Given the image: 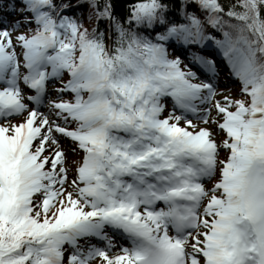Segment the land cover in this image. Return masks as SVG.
<instances>
[{
  "label": "snow or ice",
  "instance_id": "obj_1",
  "mask_svg": "<svg viewBox=\"0 0 264 264\" xmlns=\"http://www.w3.org/2000/svg\"><path fill=\"white\" fill-rule=\"evenodd\" d=\"M87 5L0 0V264H264V0Z\"/></svg>",
  "mask_w": 264,
  "mask_h": 264
},
{
  "label": "trees",
  "instance_id": "obj_2",
  "mask_svg": "<svg viewBox=\"0 0 264 264\" xmlns=\"http://www.w3.org/2000/svg\"><path fill=\"white\" fill-rule=\"evenodd\" d=\"M65 2L67 3H71V4H77V3H82L83 6L80 8L76 9L77 15H81L82 14V19H83V23L85 25V27H89V29L91 30V27L93 26V22L89 21L87 19L88 13L90 11L88 5H87V0H65ZM107 2V0H99V3L101 4V6ZM134 0H111V3L113 4V11L115 13V15L117 17H119L120 19H124L127 15V5L130 3H133ZM107 21H104L101 23V27H106ZM215 35L218 36V38H222L220 37L219 33H213Z\"/></svg>",
  "mask_w": 264,
  "mask_h": 264
},
{
  "label": "rangeland",
  "instance_id": "obj_3",
  "mask_svg": "<svg viewBox=\"0 0 264 264\" xmlns=\"http://www.w3.org/2000/svg\"><path fill=\"white\" fill-rule=\"evenodd\" d=\"M17 16H18V14H17V15H13L12 18L15 19V18H17ZM23 29H25V28H21V29H19V31H21V30H23ZM52 87H53V85H51V88H52ZM222 89H223V94H224V93H227V92H229V91H231L232 94H235V93H236L235 90L230 89V88H229V89H227V88H222ZM221 95H222V94H221ZM221 95L217 96L216 98H217V99L220 98ZM54 97H55V94L52 93V94L49 96V99L54 98ZM62 98H63V97H62ZM46 105H47V100H46ZM45 109H47V106L45 107ZM45 111H46V110H45ZM19 119H21V118L18 117V119L14 120V121H12V122H17ZM193 121H194V123L197 122V121L195 120V118H193ZM65 146H67V145H65ZM223 154H224V153H221V155H223ZM73 156H74V155H73ZM73 156H69V159L72 158ZM70 160H71V159H70ZM72 178H73V176H70V177H69V179H72ZM216 179H218V175H217L216 177L213 178L214 181H215ZM209 182H210V181L207 182V186H210V185H209ZM114 251H115V250H111L112 253H113ZM111 252H109V255H113ZM117 252H118V251H117ZM91 264H102V261L99 260V258H97V259L92 260Z\"/></svg>",
  "mask_w": 264,
  "mask_h": 264
}]
</instances>
